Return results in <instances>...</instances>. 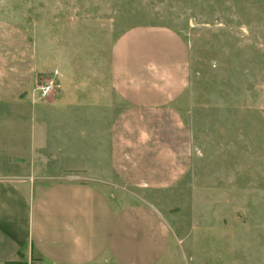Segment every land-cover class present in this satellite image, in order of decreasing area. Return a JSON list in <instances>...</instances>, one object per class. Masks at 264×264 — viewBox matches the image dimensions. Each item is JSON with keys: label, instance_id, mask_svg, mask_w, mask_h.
I'll use <instances>...</instances> for the list:
<instances>
[{"label": "crops", "instance_id": "1", "mask_svg": "<svg viewBox=\"0 0 264 264\" xmlns=\"http://www.w3.org/2000/svg\"><path fill=\"white\" fill-rule=\"evenodd\" d=\"M190 57L180 33L133 28L114 45L110 70L60 72V89L44 101L31 92L46 68L22 29L0 17V154L8 156L0 161V264H173L166 215L145 197L192 165V132L178 108ZM23 165L34 174H16ZM44 170L68 177L38 190ZM114 180L143 198L113 195L105 184Z\"/></svg>", "mask_w": 264, "mask_h": 264}, {"label": "rangeland", "instance_id": "2", "mask_svg": "<svg viewBox=\"0 0 264 264\" xmlns=\"http://www.w3.org/2000/svg\"><path fill=\"white\" fill-rule=\"evenodd\" d=\"M0 17L22 29L46 68L31 92L41 100L60 89V72L110 70L114 45L133 28L180 33L191 56L178 108L192 132V165L179 183L145 198L166 215L173 264H264V0H0ZM24 165L15 173L32 176ZM42 174L38 190L68 177ZM111 182L113 195L143 198Z\"/></svg>", "mask_w": 264, "mask_h": 264}, {"label": "built area", "instance_id": "3", "mask_svg": "<svg viewBox=\"0 0 264 264\" xmlns=\"http://www.w3.org/2000/svg\"><path fill=\"white\" fill-rule=\"evenodd\" d=\"M49 90H50V87L43 88V92L49 91Z\"/></svg>", "mask_w": 264, "mask_h": 264}]
</instances>
